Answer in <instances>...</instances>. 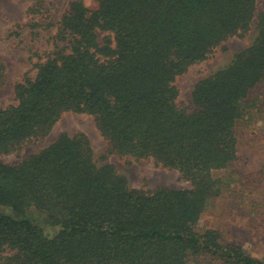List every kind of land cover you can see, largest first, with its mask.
<instances>
[{"label": "trees", "instance_id": "16d2710c", "mask_svg": "<svg viewBox=\"0 0 264 264\" xmlns=\"http://www.w3.org/2000/svg\"><path fill=\"white\" fill-rule=\"evenodd\" d=\"M255 12L256 0H98L94 10L71 1L53 50L0 107V157L48 136L64 114H86L119 154L175 170L190 188L130 190L95 165L83 134H62L16 164L0 160V264H264L196 230L222 192L214 172L238 159V125L259 107L264 13L251 45L196 84L194 111L178 105L175 85L249 33Z\"/></svg>", "mask_w": 264, "mask_h": 264}, {"label": "rangeland", "instance_id": "374dc122", "mask_svg": "<svg viewBox=\"0 0 264 264\" xmlns=\"http://www.w3.org/2000/svg\"><path fill=\"white\" fill-rule=\"evenodd\" d=\"M73 0H0V107L15 104L14 87L24 77L35 75L34 63L53 50L51 37L55 25ZM89 10L97 8L98 0H83ZM39 3L37 13L32 9ZM264 13V0H256L254 24L243 37H233L216 48L204 62L191 66L178 76V105L194 111L192 93L196 84L228 66L235 57L251 45L257 35V22ZM37 25L33 26L32 25ZM100 39L103 37L99 33ZM257 95L259 107L250 119L237 128L238 159L228 169L214 172L221 179V195L212 199L196 230L217 231L224 242L241 246L250 256L264 260V84ZM62 134H83L92 149L98 168L112 166L116 175L126 180L128 189L154 192L161 188L189 189L177 171L155 164L151 159L136 160L115 151L95 126L90 115L66 113L48 136L29 141L20 150L0 157L7 164L37 154L54 143ZM45 233L53 236L57 230L35 217Z\"/></svg>", "mask_w": 264, "mask_h": 264}]
</instances>
